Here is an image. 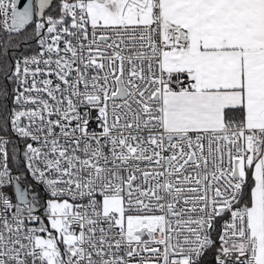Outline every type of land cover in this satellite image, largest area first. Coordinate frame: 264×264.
<instances>
[{"label": "snow or ice", "instance_id": "6c2138e0", "mask_svg": "<svg viewBox=\"0 0 264 264\" xmlns=\"http://www.w3.org/2000/svg\"><path fill=\"white\" fill-rule=\"evenodd\" d=\"M0 32V264H264V0H0Z\"/></svg>", "mask_w": 264, "mask_h": 264}, {"label": "rangeland", "instance_id": "374dc122", "mask_svg": "<svg viewBox=\"0 0 264 264\" xmlns=\"http://www.w3.org/2000/svg\"><path fill=\"white\" fill-rule=\"evenodd\" d=\"M47 11L48 10L45 11L46 14H47ZM34 22H35V20H34ZM34 22L32 24L26 26L25 29L22 30L20 34H13V38H14V41L16 43H18V44L22 43L24 41L23 37L30 35L32 33V30L34 29ZM26 41H28V44H27L28 46H26V47H33L35 45V42L32 40H26Z\"/></svg>", "mask_w": 264, "mask_h": 264}, {"label": "trees", "instance_id": "16d2710c", "mask_svg": "<svg viewBox=\"0 0 264 264\" xmlns=\"http://www.w3.org/2000/svg\"><path fill=\"white\" fill-rule=\"evenodd\" d=\"M5 37H6V35H4L3 37H2V41H1V43H3V40L5 39ZM32 41H34V40H32ZM35 42V41H34ZM19 44H21V45H23V48L21 49V50H25V51H30L31 50V47H26V46H28L27 44H28V41H26V40H24L22 43H19ZM34 47V46H33Z\"/></svg>", "mask_w": 264, "mask_h": 264}, {"label": "built area", "instance_id": "2783aa9c", "mask_svg": "<svg viewBox=\"0 0 264 264\" xmlns=\"http://www.w3.org/2000/svg\"><path fill=\"white\" fill-rule=\"evenodd\" d=\"M34 20H37V18H34ZM4 35H6V34L3 33V32H0V43H1V41H2V37H3ZM34 47H38V45L35 43Z\"/></svg>", "mask_w": 264, "mask_h": 264}, {"label": "water", "instance_id": "95a60500", "mask_svg": "<svg viewBox=\"0 0 264 264\" xmlns=\"http://www.w3.org/2000/svg\"><path fill=\"white\" fill-rule=\"evenodd\" d=\"M24 2H26V0H21V6L23 5ZM46 10H47V9H46ZM46 10H45V11H46ZM34 18H37V17L34 16ZM34 18H33V19H34ZM37 19H38V18H37ZM27 26H28V25H27Z\"/></svg>", "mask_w": 264, "mask_h": 264}]
</instances>
